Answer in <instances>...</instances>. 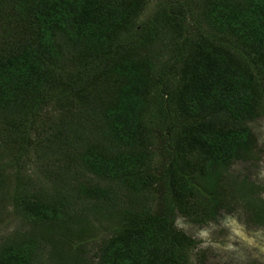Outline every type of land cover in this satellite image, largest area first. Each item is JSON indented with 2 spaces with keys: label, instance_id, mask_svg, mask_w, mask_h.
<instances>
[{
  "label": "trees",
  "instance_id": "obj_1",
  "mask_svg": "<svg viewBox=\"0 0 264 264\" xmlns=\"http://www.w3.org/2000/svg\"><path fill=\"white\" fill-rule=\"evenodd\" d=\"M146 4L0 0V264H190L177 219L239 200L264 226V185L226 181L264 119V0Z\"/></svg>",
  "mask_w": 264,
  "mask_h": 264
},
{
  "label": "rangeland",
  "instance_id": "obj_2",
  "mask_svg": "<svg viewBox=\"0 0 264 264\" xmlns=\"http://www.w3.org/2000/svg\"><path fill=\"white\" fill-rule=\"evenodd\" d=\"M160 1L147 0L146 8L140 20L147 19ZM193 7H195V3ZM146 121L148 122V119ZM251 128L257 136L256 148L249 154V159L232 164L229 173H226V181L229 179V174L237 173L249 177L253 183L263 186L264 119L261 118L253 122ZM8 175V180H10L9 189H11L14 174ZM225 190L230 192V188H225ZM262 195L264 198V193ZM244 206L245 201L239 200L230 212H221L222 216L218 217L217 220H212L201 226L191 225L181 221L182 219H177L178 226L196 242V246L189 252L190 264H264V226L261 227L256 224L250 218V214H246ZM10 209L2 217L3 224H6L8 228L0 226V235H4L5 232L19 226L17 221H11L13 215L10 214ZM101 223H103V220ZM104 226L105 223L100 229V234H109L108 231H102ZM100 234L99 236H102ZM88 249L90 250L87 252L88 255L95 253L92 246L88 245Z\"/></svg>",
  "mask_w": 264,
  "mask_h": 264
}]
</instances>
